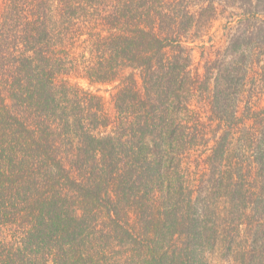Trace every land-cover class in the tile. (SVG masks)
I'll return each mask as SVG.
<instances>
[{"label":"trees","instance_id":"trees-1","mask_svg":"<svg viewBox=\"0 0 264 264\" xmlns=\"http://www.w3.org/2000/svg\"><path fill=\"white\" fill-rule=\"evenodd\" d=\"M0 2V264H264V0Z\"/></svg>","mask_w":264,"mask_h":264},{"label":"rangeland","instance_id":"rangeland-1","mask_svg":"<svg viewBox=\"0 0 264 264\" xmlns=\"http://www.w3.org/2000/svg\"><path fill=\"white\" fill-rule=\"evenodd\" d=\"M2 7H3V3L0 2V8H2ZM98 8L103 11L102 16L106 15V17H107L108 13H110L112 11V3H109L107 5V2H101V4L98 5ZM84 18L88 21L89 24L95 22V17L89 18V19H88V17H84ZM227 21H228V23H227ZM229 21L230 20L228 19L227 13L223 12L220 15H217L216 19L211 24L210 34L208 33L206 38H208L209 35H212L213 39H214L213 41L215 43H217L219 45L223 44L224 46L226 44H228L229 37L237 29V24L234 23L233 20H231L232 23H229ZM78 23L86 28L84 22L78 21ZM95 24L93 25V27H95ZM107 27L108 26L106 25L105 29H108ZM110 27H113V25H111ZM230 27H232V28H230ZM83 30H84V28H83ZM84 31L88 32L89 30H84ZM105 33H106V30H105ZM87 37H88V35L84 34L81 37V39L86 40ZM87 45H88L87 42L78 41L77 42V49L76 50L73 49V52L76 53L77 55L83 54V55L89 57L90 56V53H89L90 49H88ZM193 45H194L193 49H195V51L193 53H195V55H196L195 57L197 58L196 61L198 63L200 61L199 54H200L201 48L199 46H197L196 44H193ZM188 47H190V46H188ZM223 54L225 55V57L228 58V61L232 60L233 63H234V61L239 60V58H236V59H235V57L231 58L230 52H226V50H223ZM258 71H260V66L258 67ZM72 81L78 82L79 85H81L83 88H85L87 90H92V91H95L96 93L102 95L108 103L109 110H111V111L113 110V103H112L111 95H112V92L114 91L115 84L90 83L87 79H82V78H73ZM252 86H253V84H250L248 87L253 88ZM251 93H252V91L249 90V92H247L243 96L245 98V100H247L250 97V95H252ZM200 96H201L200 94L195 95L194 98H192V101H194L196 106H200L199 103L203 100V102L201 103V106H202V108H204V110H205L204 113L206 114V113H208V108L206 106V103L204 102V98H206V94L202 98H200ZM252 99H253V103L255 102L254 105L257 104V106H259L260 108L264 107V95L263 94L261 96H258V95L254 96ZM209 114L210 113H208V115ZM208 153H209V151H196L195 153L193 152L192 160L188 161V164L193 166L196 163V161H198V159L203 160L205 157V154H208ZM224 252L225 251H222L221 245H220V246H218L217 249L213 250L212 253H210L208 255L209 259L213 262V264H244V263L240 262V260L232 261L231 258H226V256H225L226 253H224ZM239 259H240V257H239ZM50 264H52V262H50Z\"/></svg>","mask_w":264,"mask_h":264}]
</instances>
